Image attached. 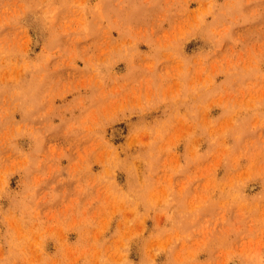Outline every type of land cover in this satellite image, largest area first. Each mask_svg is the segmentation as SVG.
Segmentation results:
<instances>
[{"label": "rangeland", "instance_id": "rangeland-1", "mask_svg": "<svg viewBox=\"0 0 264 264\" xmlns=\"http://www.w3.org/2000/svg\"><path fill=\"white\" fill-rule=\"evenodd\" d=\"M0 264H264V0H0Z\"/></svg>", "mask_w": 264, "mask_h": 264}]
</instances>
